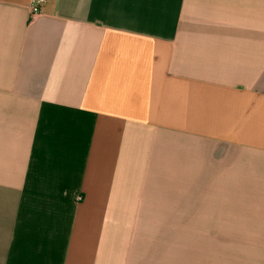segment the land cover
I'll return each mask as SVG.
<instances>
[{"label": "crops", "instance_id": "1", "mask_svg": "<svg viewBox=\"0 0 264 264\" xmlns=\"http://www.w3.org/2000/svg\"><path fill=\"white\" fill-rule=\"evenodd\" d=\"M32 1L0 0V264H264V0Z\"/></svg>", "mask_w": 264, "mask_h": 264}, {"label": "built area", "instance_id": "2", "mask_svg": "<svg viewBox=\"0 0 264 264\" xmlns=\"http://www.w3.org/2000/svg\"><path fill=\"white\" fill-rule=\"evenodd\" d=\"M44 1L45 0H33L32 1L31 7H30L32 15L41 13L42 9H41L40 4L43 3ZM81 200H82V197L79 196L78 201H81Z\"/></svg>", "mask_w": 264, "mask_h": 264}]
</instances>
